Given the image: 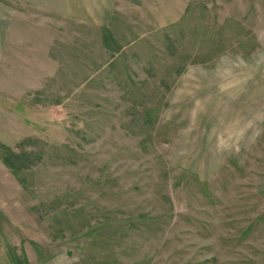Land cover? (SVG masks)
<instances>
[{"label":"rangeland","instance_id":"374dc122","mask_svg":"<svg viewBox=\"0 0 264 264\" xmlns=\"http://www.w3.org/2000/svg\"><path fill=\"white\" fill-rule=\"evenodd\" d=\"M237 2L111 0L105 23H58L35 72L12 50L0 221L15 264H258L264 111L250 85L264 79L245 75L264 63L231 62L258 50L237 45Z\"/></svg>","mask_w":264,"mask_h":264},{"label":"crops","instance_id":"0c3cea01","mask_svg":"<svg viewBox=\"0 0 264 264\" xmlns=\"http://www.w3.org/2000/svg\"><path fill=\"white\" fill-rule=\"evenodd\" d=\"M21 7L16 10L0 3V69L8 63L10 54L15 52L18 65H23L22 70L33 73L35 66L39 64L40 56L51 55L50 49L56 48L58 23L60 26L73 17L80 21L105 23L110 14L111 0H20ZM241 2V3H239ZM236 5L241 31H246L247 36L237 38L240 47H247L249 42L255 43L257 53L252 56H234L233 63H246L247 65H259L264 63V0H239ZM11 48V50H10ZM13 58V57H12ZM41 71V69H39ZM249 81L264 79V72L248 73L245 75ZM251 92H256L257 109L264 111V87L259 84L250 85ZM264 128V117L258 128ZM263 139L264 136L257 135ZM0 158V171L3 163ZM258 172V171H257ZM4 173L8 174L5 169ZM256 175L257 196L264 197V179ZM262 176V175H261ZM245 199V197H244ZM2 204L0 202V209ZM264 238V237H263ZM264 240V239H263ZM263 250L258 251V264H264V243L258 244ZM0 264H15L12 259L6 235L4 234L0 221Z\"/></svg>","mask_w":264,"mask_h":264}]
</instances>
